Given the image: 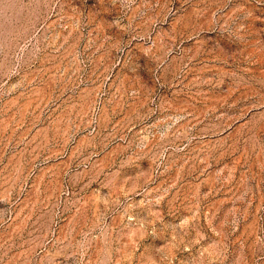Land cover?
<instances>
[{
  "label": "rangeland",
  "instance_id": "rangeland-1",
  "mask_svg": "<svg viewBox=\"0 0 264 264\" xmlns=\"http://www.w3.org/2000/svg\"><path fill=\"white\" fill-rule=\"evenodd\" d=\"M0 264H264V0H0Z\"/></svg>",
  "mask_w": 264,
  "mask_h": 264
}]
</instances>
